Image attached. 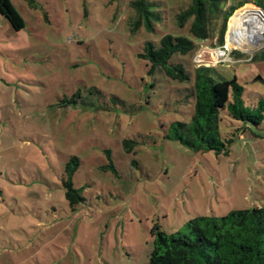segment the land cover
Listing matches in <instances>:
<instances>
[{"label":"rangeland","instance_id":"rangeland-1","mask_svg":"<svg viewBox=\"0 0 264 264\" xmlns=\"http://www.w3.org/2000/svg\"><path fill=\"white\" fill-rule=\"evenodd\" d=\"M9 1L24 28L0 16V264H149L154 225L174 234L196 217L264 206L263 128L239 131L223 116L226 156L166 138L192 115L191 84L149 76L138 55L166 34L188 37L175 23L188 0H150L162 16L153 34L130 33L132 0ZM253 3L228 0L224 10L237 9L220 41L181 60L191 76L204 66L235 77L247 105L264 100V61H252L264 41L227 48L238 14L264 22L244 8ZM106 151L115 174L102 169ZM72 157L83 198L73 210L61 186Z\"/></svg>","mask_w":264,"mask_h":264},{"label":"trees","instance_id":"trees-1","mask_svg":"<svg viewBox=\"0 0 264 264\" xmlns=\"http://www.w3.org/2000/svg\"><path fill=\"white\" fill-rule=\"evenodd\" d=\"M23 1L29 7L37 6L34 0ZM227 2L188 0V5L175 15L177 28H186L188 37L166 34L157 45L146 42L138 55L146 62L149 76L158 73L172 82L191 84L186 98L193 100L192 115L186 123L173 122L166 138L195 153L211 152L216 156H226L232 143V139L222 138L223 116L237 122L241 127L239 131L264 129L263 99L256 105H247L243 100L244 89L235 77L227 79L215 69L204 66L196 67L191 76L181 61L195 51L197 43L214 38L220 41L228 18L237 9V6L231 5L224 10ZM256 7L264 13V0H254L253 4L244 6L247 10H258ZM129 8L134 13L129 24L131 34L140 28L153 34L155 26L162 22L159 6L150 0H132ZM0 16L15 32L24 28L22 18L9 0H0ZM233 54L239 53L234 51ZM252 61H264V51L253 56ZM132 144L130 141L123 143L127 150ZM105 154L108 165L102 169L115 174L110 152ZM78 165L79 159L72 157L65 165L61 179L65 200L72 210L83 201L82 188L75 189L72 185ZM151 236L153 249L149 264H264V206L232 211L219 218L196 217L185 224L181 232L174 234L165 233L154 225Z\"/></svg>","mask_w":264,"mask_h":264},{"label":"bare ground","instance_id":"bare-ground-1","mask_svg":"<svg viewBox=\"0 0 264 264\" xmlns=\"http://www.w3.org/2000/svg\"><path fill=\"white\" fill-rule=\"evenodd\" d=\"M255 13L246 11L231 20L227 49L236 47L243 50L251 44L264 41V22H260L263 14ZM204 57L211 56L204 55Z\"/></svg>","mask_w":264,"mask_h":264}]
</instances>
